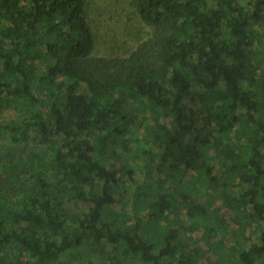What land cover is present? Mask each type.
Instances as JSON below:
<instances>
[{
    "label": "trees",
    "instance_id": "16d2710c",
    "mask_svg": "<svg viewBox=\"0 0 264 264\" xmlns=\"http://www.w3.org/2000/svg\"><path fill=\"white\" fill-rule=\"evenodd\" d=\"M86 8L0 0V264H264V0H131L125 55Z\"/></svg>",
    "mask_w": 264,
    "mask_h": 264
},
{
    "label": "rangeland",
    "instance_id": "374dc122",
    "mask_svg": "<svg viewBox=\"0 0 264 264\" xmlns=\"http://www.w3.org/2000/svg\"><path fill=\"white\" fill-rule=\"evenodd\" d=\"M130 2L131 0H87V20L93 28L96 39L93 46V53L98 56L109 53L125 55V53L136 48L139 40L147 38L148 29L133 16L130 8ZM23 113V109H21L18 105L14 108L1 112L0 136L7 133L13 125V123L10 122H12V120L16 121L23 115ZM24 144L31 146L32 148L30 149H35L39 153L46 151L43 148L41 151L38 146L33 145L31 142ZM144 173L146 174L145 168H141L137 174V179L146 182L143 176L145 175ZM118 207V209H121L125 215L130 213V206L127 208H123V206ZM187 226L190 233L195 232L194 230H191L192 225ZM196 230L198 229L196 228ZM233 231V228H228V241L232 240L233 242H239L241 240L239 237L233 239L235 238V236L231 235ZM166 232L167 227H161L158 236L163 235ZM197 233H199V231L194 234ZM200 246L202 248L203 255L205 256L204 264H209L210 261L208 260H212V252L207 246H204L203 243H200ZM221 247L223 248L225 246ZM93 251H95V248L82 250V252L89 253L92 256ZM213 259L215 260L214 257ZM214 260L213 262H215Z\"/></svg>",
    "mask_w": 264,
    "mask_h": 264
}]
</instances>
